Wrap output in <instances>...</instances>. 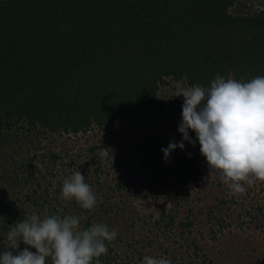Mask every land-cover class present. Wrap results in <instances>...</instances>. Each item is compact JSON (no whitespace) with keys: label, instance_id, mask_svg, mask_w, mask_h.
<instances>
[{"label":"trees","instance_id":"1","mask_svg":"<svg viewBox=\"0 0 264 264\" xmlns=\"http://www.w3.org/2000/svg\"><path fill=\"white\" fill-rule=\"evenodd\" d=\"M239 1L0 0V139L33 137L30 148L39 149L41 137L104 131L133 114L151 119L165 106L160 90L182 78L188 86H210L217 74L244 81L264 76V8L234 12ZM170 142L147 136L139 147L141 169L152 184L160 173L169 172L179 187L197 186L201 167L207 165L198 141L195 147L177 148L166 163L161 149ZM101 149L93 145L88 150ZM1 154L3 251L9 246V227L33 214L19 202L38 206L41 215L45 206L48 214L69 213L67 207L60 212L50 203L59 202V193L52 196L50 186L40 195L33 189L24 201L17 192L7 196L4 192L13 191L18 182L22 187L29 183L23 172L37 156L7 162ZM64 159L50 153L40 162L51 175L56 166H75V158L68 163ZM94 168L100 172L99 165ZM37 180L33 185L39 187ZM172 225L169 218L165 226ZM180 225L191 227L190 222ZM163 253L169 254V248Z\"/></svg>","mask_w":264,"mask_h":264},{"label":"rangeland","instance_id":"2","mask_svg":"<svg viewBox=\"0 0 264 264\" xmlns=\"http://www.w3.org/2000/svg\"><path fill=\"white\" fill-rule=\"evenodd\" d=\"M260 8H264V0H240L233 11L247 14ZM176 91L177 83L174 82L160 90L159 96L165 106L151 119L133 114L104 131L41 137L39 149L30 148L29 140L36 141L33 137L21 135L0 139L1 157L7 162L10 158L20 161L37 156L23 172L29 183L22 187L18 182L13 191L8 189L4 193L12 197V193L17 192L16 197L24 201V195L33 189L36 188L40 195L42 189L50 186L52 196L59 193L60 204L53 200L50 203L60 212L67 207V213L80 218L83 228L99 223L116 230V239L107 245L112 252L108 250L103 256L102 264H141L144 256L168 258L172 264H264V182L246 186L244 194H234L218 177L209 176L208 165L201 167L198 185L187 187H179L169 172L160 173L152 184L146 171L141 169L139 147L147 136L182 140L178 125L184 101L182 96L176 97ZM189 135L196 139L195 133ZM93 145L113 149L114 161L101 165L99 152L88 150ZM189 145L185 142V146ZM50 153L64 157L66 163L75 158L76 164L74 167L59 165L51 175L46 174L40 160L46 162ZM98 165L100 172L95 173L94 167ZM75 171H81L97 196V205L89 213L75 209L74 200H64L60 195L64 179ZM32 172H35L33 177ZM36 178L39 187L33 185ZM117 183L121 189H117ZM56 189L60 192L56 193ZM22 203L18 204L37 214L38 206ZM169 218L173 225L166 227ZM87 219L91 220L88 226ZM185 222H190L191 227L186 229L180 225ZM165 247L169 248V254L163 253Z\"/></svg>","mask_w":264,"mask_h":264},{"label":"clouds","instance_id":"3","mask_svg":"<svg viewBox=\"0 0 264 264\" xmlns=\"http://www.w3.org/2000/svg\"><path fill=\"white\" fill-rule=\"evenodd\" d=\"M185 80L177 82L176 91L184 101L178 125L182 140L161 149L165 162L177 148L185 150V142L195 147L198 141L209 176L218 177L232 193L244 194L246 186L264 182V76L244 81L217 74L210 86H188ZM114 159L111 148L102 147L98 153L101 165ZM60 195L84 210L92 211L97 205V196L81 171L64 179ZM117 235L106 224L83 228L78 216L48 214L45 206L43 215L24 216L9 227V246L0 251V264H49V259L51 264H102L100 258L108 254L107 245ZM141 264L172 262L144 256Z\"/></svg>","mask_w":264,"mask_h":264}]
</instances>
